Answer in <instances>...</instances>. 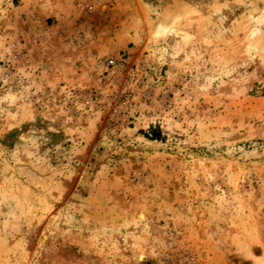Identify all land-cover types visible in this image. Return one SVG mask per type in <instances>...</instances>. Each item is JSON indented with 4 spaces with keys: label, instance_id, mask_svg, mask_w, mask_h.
<instances>
[{
    "label": "rangeland",
    "instance_id": "obj_1",
    "mask_svg": "<svg viewBox=\"0 0 264 264\" xmlns=\"http://www.w3.org/2000/svg\"><path fill=\"white\" fill-rule=\"evenodd\" d=\"M0 264H264V0H0Z\"/></svg>",
    "mask_w": 264,
    "mask_h": 264
},
{
    "label": "trees",
    "instance_id": "obj_2",
    "mask_svg": "<svg viewBox=\"0 0 264 264\" xmlns=\"http://www.w3.org/2000/svg\"><path fill=\"white\" fill-rule=\"evenodd\" d=\"M149 137L152 140H159V139H161V136H160V134L158 132H152Z\"/></svg>",
    "mask_w": 264,
    "mask_h": 264
}]
</instances>
